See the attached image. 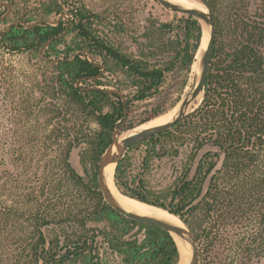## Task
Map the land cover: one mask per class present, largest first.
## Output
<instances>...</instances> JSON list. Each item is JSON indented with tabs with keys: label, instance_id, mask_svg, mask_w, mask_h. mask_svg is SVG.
<instances>
[{
	"label": "trees",
	"instance_id": "trees-1",
	"mask_svg": "<svg viewBox=\"0 0 264 264\" xmlns=\"http://www.w3.org/2000/svg\"><path fill=\"white\" fill-rule=\"evenodd\" d=\"M199 1L216 28L201 101L171 129L126 150L115 167L114 184L125 197L178 216L197 242L204 233L206 250H219L222 235L232 227L239 247L246 238L248 245L260 239L264 244V0L254 13L247 3L232 2L219 16L220 0ZM1 3L11 6L5 24L69 16L64 34L61 22L31 29L17 24L0 33V55L21 53L42 61L51 70L45 80L51 104L68 105L67 111L57 108L51 116L57 118L50 131L57 152L49 179L38 190L25 183V201L36 210L13 264H178V249L167 232L126 219L103 201L96 170L115 130L122 125L123 132L133 130L178 102L202 42L197 20L181 14L176 23L148 21L135 39L136 49L128 51L116 40L127 32L124 22L114 24L81 0ZM5 12L0 8V17ZM42 48L45 60L39 55ZM84 50L94 63L86 54L75 55ZM108 90L121 92L124 101ZM142 105L152 112L133 118ZM89 122L97 129L91 130ZM76 148L81 173L70 162ZM205 148L209 150L196 160ZM4 150L0 144V162ZM181 152L184 158L173 179L150 185L147 176L154 164Z\"/></svg>",
	"mask_w": 264,
	"mask_h": 264
},
{
	"label": "rangeland",
	"instance_id": "rangeland-1",
	"mask_svg": "<svg viewBox=\"0 0 264 264\" xmlns=\"http://www.w3.org/2000/svg\"><path fill=\"white\" fill-rule=\"evenodd\" d=\"M81 2L94 13L113 19L114 24L119 20L124 22L127 32L116 40L128 51L136 49L135 39H139L137 37L149 25L148 21L156 22L157 25L172 21L176 23L181 16L180 13L164 9L156 0ZM232 2L242 3L244 6L247 3V10L253 13L261 3L260 0H220L221 5L217 7L218 16L219 12L227 10L225 8ZM68 18L69 16H64L60 22L68 24ZM7 25L1 22L0 29L6 28ZM0 71V144L5 146L6 153L5 159L0 162V264H13L20 250V240L32 230L31 218L36 210L34 204L25 201L24 191L28 189H24L25 183L33 184L38 190L39 184L49 179L51 161L57 152V143L50 137V131L57 126V118L51 116L57 108L60 112L67 111L68 105L64 101L51 104L54 99L51 94L48 95L45 83L51 70L45 68L42 61L33 59L28 54L2 53ZM188 87L189 85L183 94ZM151 112V106L142 105L136 110L133 118L140 120ZM60 124L64 125L63 121ZM88 127L91 130L97 129L93 122H89ZM139 128L140 126H136L133 130L123 132L122 125L118 139ZM142 150L143 148H139L137 155ZM207 150L209 148L201 151L196 160ZM79 153V148L72 150L75 167L81 173ZM180 154L176 158L164 157L154 164L147 176L150 185H164L173 179L180 167V160L184 158L183 152ZM227 230L229 233L222 235L223 244L216 251L206 250L205 235H201L197 242L200 260H204L201 264H264V244L261 239L248 245L246 238L239 247V239L233 236L231 231L235 228ZM135 231L136 229L131 233ZM242 245L245 246L244 249ZM205 252H208V259Z\"/></svg>",
	"mask_w": 264,
	"mask_h": 264
},
{
	"label": "water",
	"instance_id": "water-1",
	"mask_svg": "<svg viewBox=\"0 0 264 264\" xmlns=\"http://www.w3.org/2000/svg\"><path fill=\"white\" fill-rule=\"evenodd\" d=\"M156 1L164 9L170 12L188 15V16L193 17L195 20H197V22L199 23L201 27V31H202L201 39L203 38L204 34H206L207 36L206 45L202 50L199 49L198 51V58L195 61L196 65L194 69V74L192 75V79H191L188 89L182 95V97L178 100L175 106L166 112L168 113L172 110L175 111V113L173 114V116L171 117L169 121L161 125L137 130L136 132H131L130 134H128L127 136L121 139H118V132L121 130V127L113 132L111 144L108 146L106 151L101 155L98 161L97 170H96L97 184H98V188L101 193V196L103 198V201L113 211H115L116 213H118L119 215L123 216L126 219L135 221L137 223L145 224L147 226L156 227V228L162 229L165 232H167L173 239L174 243L176 244V247L179 252V261L181 259V254H180L177 242L181 243L182 245L188 244V248L186 249L187 253L184 256L183 264H200L198 246H197V241L195 239V235L193 231L191 230V228L185 222H183L178 216L173 215L169 212L167 213L177 218V220L179 221L178 223H175L171 220H168L162 217L141 215L134 211H130L126 209L111 193L108 187L106 177H105V172H104L105 168L108 165L114 164L112 182H113L114 188L117 190L114 184L115 167L117 163L119 162V160L125 154L126 150H128L132 145L136 143L142 142L148 138H151L152 136L156 134H159L161 132L171 129L175 124L184 120L199 105L202 95H203L205 81H206V77L208 74V70H209V66H210V62L212 58V53H213V49L215 45V38H216V28H215L212 14L205 7V5L199 0L197 1L204 7V10L196 9V8H187L179 4L173 3L169 0H156ZM0 8H6L5 14L0 17V22H2L7 17V15L10 13L11 6L7 3H1ZM64 16H68V15L63 13V14H60L55 20L39 19L30 24L25 23L21 20H17V21H14L8 24L4 30L0 29V33L8 31L12 26L17 25V24L22 25L23 27L27 29L34 28L41 24L56 26L60 23L61 19ZM67 26L68 24L65 25V30L63 31V34L66 32ZM51 41L52 40L47 41L44 47L48 46V44ZM43 52H44V48L40 49L39 55L43 60H45ZM80 53L86 54L89 57L90 62L94 63L93 57L89 54L87 50L77 52L75 55H78ZM46 62H49V61L47 60ZM101 68L102 70H104V66L101 65ZM95 89H98V87H95ZM107 93H115L119 95L124 101L123 94L119 91L108 90ZM70 162L73 165V167L77 169L74 164L75 162L72 157V152L70 154ZM140 203H143V202H140ZM143 204H146V203H143Z\"/></svg>",
	"mask_w": 264,
	"mask_h": 264
},
{
	"label": "bare ground",
	"instance_id": "bare-ground-1",
	"mask_svg": "<svg viewBox=\"0 0 264 264\" xmlns=\"http://www.w3.org/2000/svg\"><path fill=\"white\" fill-rule=\"evenodd\" d=\"M169 1L176 3V4H179L181 6L187 7V8H196V9L204 10V7L197 0H169ZM206 39H207V36H206V34H204L203 38H202L200 50H202L205 47ZM197 58H198V54H197L196 60H197ZM195 65L196 64H194V66H193L192 75L194 74ZM174 113H175V111L172 110V111H170V112H168V113H166L160 117H156L153 120H151L150 122L141 125L138 130L164 124L171 119V117L173 116ZM113 170H114V164H110L105 168L104 172H105L106 181H107V184H108V187H109L111 193L115 196V198L126 209H128L130 211H134V212L141 214V215L157 216V217L166 218V219L171 220L175 223L179 222L176 217H174L171 214H168L167 211L165 212V210H162L161 208L152 207V206L140 203L134 199L127 198L124 195H122L113 186V182H112ZM177 245H178V248H179V251L181 254V259L179 261V264H183L184 263V256L187 253L186 249L188 248V244L182 245L181 243L177 242Z\"/></svg>",
	"mask_w": 264,
	"mask_h": 264
}]
</instances>
